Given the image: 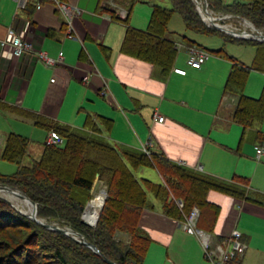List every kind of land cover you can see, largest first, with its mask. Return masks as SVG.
Segmentation results:
<instances>
[{
	"label": "crops",
	"instance_id": "0c3cea01",
	"mask_svg": "<svg viewBox=\"0 0 264 264\" xmlns=\"http://www.w3.org/2000/svg\"><path fill=\"white\" fill-rule=\"evenodd\" d=\"M63 1L71 9V24L50 0H33L32 13L20 6L21 0L0 1V43L15 33L33 48L16 58L10 48L0 47V115L14 113L6 106H15L95 136L86 128L91 117L99 131L96 135L115 147L143 153L148 146L151 156H164L192 172L245 190L247 196L242 199L209 193V202L219 206L221 213L214 232H204L217 245L228 242L237 230L247 245L242 264L264 262V243L259 239L264 236V205L255 202L264 203V157L257 163L255 160L256 148L264 145V121L245 131L233 120L239 96L229 93L227 84L234 62L216 56L201 69L192 68L188 63L192 46L177 41L169 25L168 39L176 43L179 53L174 68L166 74L122 53L127 26L100 11V0ZM222 1L230 5L238 0ZM118 2L109 0L121 20L130 15L129 26L140 31L148 30L154 7L169 9L154 1L138 0L131 7V0ZM70 30L73 38L69 37ZM60 54L62 62L56 66L47 65L43 59L46 56L57 61ZM255 55L256 51L253 62ZM41 69L48 75L44 85L38 80ZM176 69L186 71V75L177 74ZM251 73L258 76L249 75L253 80L243 94L259 99L264 91V73ZM102 118L113 122L111 130ZM26 121L42 129L34 121ZM45 132L46 149L50 132ZM9 135L0 129L1 155ZM159 177L158 185H164L163 177ZM154 199L148 195L149 207L139 223L152 240L144 264H212L205 259L199 236L185 231L183 222L166 216L161 202Z\"/></svg>",
	"mask_w": 264,
	"mask_h": 264
},
{
	"label": "trees",
	"instance_id": "16d2710c",
	"mask_svg": "<svg viewBox=\"0 0 264 264\" xmlns=\"http://www.w3.org/2000/svg\"><path fill=\"white\" fill-rule=\"evenodd\" d=\"M32 1L26 8L31 13L35 8ZM137 1L131 0L129 6ZM169 1L171 9L154 7L147 31L131 28L130 15L121 20L113 8L103 4V0H100L99 8L112 20L127 26L123 54L157 66L166 74L174 68L179 53L176 43L168 39L169 25L175 13L183 18L189 32L219 36L228 43L253 47L256 51L255 60L252 67L248 68L223 49L208 52L187 35L182 38L184 44L234 62L227 84V91L239 96L233 120L245 131L261 124L264 121V91L259 99L250 98L243 91L252 70L264 73V43L237 39L209 27L203 21L194 0ZM207 2L210 10L234 19H246L264 32V0H238L230 5L224 4L222 0ZM81 59L86 61L87 57L82 55ZM6 107L16 115L34 121L36 126L48 133L56 132L64 139V144L47 145L40 161L23 166L22 161L28 152V139L10 134L2 158L17 164L18 169L11 176L0 175V185L23 192L38 205L39 219L46 220V223L56 222L61 227L81 233L101 254L71 236L45 228L0 198V233L11 229L9 240L12 239L13 244L17 245L16 249L11 248L10 255L0 257V264H110L109 261L116 264H144L152 240L139 223L144 209L149 207L148 192L161 202L165 215L177 221L184 222L193 209L198 208L200 217L197 228L209 234L214 232L221 213L219 206L209 202V193L216 191L240 199L247 196L243 189L215 177L192 172L164 156H149L144 152L113 146L96 135L99 131L91 117L86 122V128L92 130L95 136L80 133L70 126L54 123L19 107ZM102 121L108 130L112 129V121L103 118ZM144 167L157 170L164 179V185L147 180L140 183L131 168L137 170ZM235 179L248 184L245 179ZM97 181L106 184L108 198L97 226L91 227L82 222V217L93 199L92 192ZM255 202L264 205L262 201ZM15 234L20 235L19 239L13 238ZM118 234L127 237L120 239ZM6 239L7 235L0 238L1 241ZM31 245L33 249L28 248ZM242 258L234 259L233 264H242Z\"/></svg>",
	"mask_w": 264,
	"mask_h": 264
},
{
	"label": "rangeland",
	"instance_id": "374dc122",
	"mask_svg": "<svg viewBox=\"0 0 264 264\" xmlns=\"http://www.w3.org/2000/svg\"><path fill=\"white\" fill-rule=\"evenodd\" d=\"M118 1L116 0V4L117 3L120 4ZM145 1H152V2L154 1V2H157L158 4H160L164 7H168L169 9L172 8V5H171L169 0H145ZM199 2L201 3V7L204 8V6H205L204 0H199ZM125 3H126V0H125ZM103 4L113 8L116 11V14L118 15L117 8L114 5L109 4V0H103ZM208 11L216 19H219L218 20L219 24L226 26V27H229L230 29L234 30L235 32H238V33L252 32L251 28L247 24H245V22L242 21L241 19H238V18L237 19H234V18L225 19L226 15H222V14H219V13H216V12L210 10L209 6H208ZM136 17L138 18V15ZM170 30L176 33L175 39H177V41H179V42H182V38L187 35L189 38L195 39L200 45H202L205 49H207L208 52H214V51L223 49L227 52L228 55H230L231 57H233L237 61L242 62V63H244L250 67L253 64V57L255 54V49L253 47L228 43V42H225L224 39H222L219 36H206V35H199V34H194L192 32H189L186 29L183 18L177 13H175L173 18L171 19ZM192 48H194V47H192ZM208 54L210 55V58H212V59L216 57L212 53H208ZM222 59H224L226 61L228 60L225 58H222ZM53 60H55V59H53ZM228 62H230V61L228 60ZM47 76L48 75H47L46 71H44L42 69L39 70L38 80H39V83L41 85L45 84ZM250 76H258V75H257V73H251ZM252 80L253 79H250V77H249L247 84H249L250 81L252 82ZM5 113H6V115H0V129L3 130L6 133V135H9L10 133H16L18 135H22V136L29 139L28 140V144H29L28 145V152H27L29 155H27L24 158V161H22V165L23 166H31L35 162L40 161L44 152H45V148L43 147L45 144V139H46V134H47L45 132V130L36 129L35 127H33L32 122L26 121V119L14 114V113H11V112H5ZM68 118L70 119V117H68ZM261 128L264 131V122H263ZM1 154H2V151H0V175L11 176V175L15 174L17 169H18L17 166L13 163L5 161L2 158L3 155H1ZM150 156H151V154H150ZM255 160H256V163L259 162V160L256 158V156H255ZM263 162H264V159H263ZM131 170H132L133 174L135 175L136 179H138V181L140 183H143V181H145V180L150 181V182L155 183V184L160 183L159 173L154 169L144 167V168H140L137 170H134L133 168H131ZM97 187H100V189H103L108 194L107 186L104 182L98 181L95 189H97ZM92 195H93V192H92ZM148 195L150 196V198H152V197H153V199L155 198L150 193H148ZM0 197H1V195H0ZM93 198H94V195H93ZM154 200H156V199H154ZM10 201L13 205H15L14 207L16 209H18L19 211H21L23 214H25V215L30 214V212H29L30 209L21 202L23 200L18 199V200H10ZM180 206H182L181 203H180ZM50 224H56L59 226V224H57L56 222L55 223L52 222ZM66 228H69V227H66ZM69 229H71V228H69ZM11 232H12V230L8 229V230L0 233V238H2L3 235H7L6 241L0 240V257H2V256L5 257V256L10 255L11 254V248L12 249L17 248V245L13 244V240L12 239L9 240V235ZM15 235L16 236H13V238L19 239L20 235L19 234H15ZM118 237L120 239H123V237H127V236H124L123 234H118ZM259 239H260V241H262L264 243V236L262 234L259 236ZM1 242H3V243H1ZM32 246L33 245L29 246L28 248L33 249ZM8 248H10V250ZM253 264H264V262L254 261Z\"/></svg>",
	"mask_w": 264,
	"mask_h": 264
},
{
	"label": "built area",
	"instance_id": "2783aa9c",
	"mask_svg": "<svg viewBox=\"0 0 264 264\" xmlns=\"http://www.w3.org/2000/svg\"><path fill=\"white\" fill-rule=\"evenodd\" d=\"M51 2L55 3L57 7L63 11L70 22L72 23V13L69 5L64 2L63 0H50ZM31 0H21L20 6L23 9H26L30 4ZM70 38H73V32L70 30ZM1 48H10L11 52L14 57L21 58L28 52L32 51L33 48L31 44L26 41L22 36L17 35L15 33H11L7 40L0 43ZM63 54H60L59 59L53 60L46 56H43L44 61L49 66H56L57 64L62 62ZM210 58V55L198 48H190L189 50V65L195 69H201L203 64ZM175 72L180 75H186V71L181 69H176ZM158 118V117H157ZM158 121L163 123L164 118L159 117ZM64 139L57 134L56 132L52 131L48 135L47 145L48 146H57L63 145ZM143 152L147 155H150L148 151V146H144ZM256 157L258 160L264 157V145L259 146L256 148ZM200 217V211L198 208H194L191 215L182 223V227L185 231L188 232H195L197 236L202 241L204 252H205V259L212 263V264H233V260L241 257L247 250V245L243 242L242 233L235 230L232 232L231 237L228 242H224V244H214L213 240L211 239L210 235L198 230L197 223Z\"/></svg>",
	"mask_w": 264,
	"mask_h": 264
},
{
	"label": "water",
	"instance_id": "95a60500",
	"mask_svg": "<svg viewBox=\"0 0 264 264\" xmlns=\"http://www.w3.org/2000/svg\"><path fill=\"white\" fill-rule=\"evenodd\" d=\"M194 2L196 3L197 9H198V11H199V13H200L203 21L209 27L214 28L216 30H219V31H221V32H223V33H225L227 35L233 36V37H235L237 39L251 40V41H256V42L264 43V34L260 30H258L248 20L241 19L242 21L245 22V24H247L251 28L252 32H242V33H238V32H235L234 30H232V29H230V28H228L226 26H223V25H221V24L218 23V20L219 19H216L208 11V6L209 5H208L207 0H204V4H205L204 8L201 7V3L199 2V0H194ZM206 17L209 18V19L207 20ZM229 18H231V17L230 16L225 17V19H229ZM97 183H98V181L96 182V184L94 186L93 193L95 191V188H96ZM0 191H7V192H10V193H13V194L17 195L19 198H21L23 200H26L33 207V211L30 214H26V215L28 217H30L31 219H33L34 221H36L37 223L43 225L45 228H47V229H49L51 231H55L57 233H61V234L67 235V236H71L75 241L86 245L91 250H93L95 253L101 254L100 253V250L95 245H93L90 242H88L86 240V238L81 233L76 232V231H74L72 229H69V228H66V227H60V226H58L56 224L46 223L44 220L39 219L38 218V205L35 202H33L28 196H26L20 190L13 189V188H10L8 186L0 185ZM104 192H105V198H104V202H103V205H102V208H101V212L103 211L104 206H105V203H106V200L108 198L107 192L106 191H104ZM0 198H3L6 201H8L9 203H11V201L9 199H7L6 197H4V196H1ZM90 204H91V202L88 203V205H87V207L85 209V212H84L83 217H82V222L85 225H88V226H91V227H96L97 224H98V222H99V220H100L101 212H100V215L98 217V220L94 224H90L89 222H87L86 219H85V215H86L87 209L89 208V205ZM13 206H15V205H13ZM109 263L110 264H116V263L111 262V261H109Z\"/></svg>",
	"mask_w": 264,
	"mask_h": 264
},
{
	"label": "bare ground",
	"instance_id": "6f19581e",
	"mask_svg": "<svg viewBox=\"0 0 264 264\" xmlns=\"http://www.w3.org/2000/svg\"><path fill=\"white\" fill-rule=\"evenodd\" d=\"M206 19L208 20L209 18L206 17ZM93 194H94V198L91 201V204L89 205V208L87 209L85 215L86 221L89 222L90 224H94L98 220L105 198V192L103 189H100V187H97V189H95ZM0 195L10 200H18V199L23 200L19 198L17 195L7 191H0ZM21 202L30 209L29 211L30 213L33 211L32 205H30L26 200H23Z\"/></svg>",
	"mask_w": 264,
	"mask_h": 264
}]
</instances>
